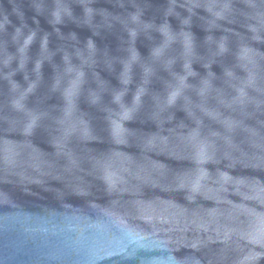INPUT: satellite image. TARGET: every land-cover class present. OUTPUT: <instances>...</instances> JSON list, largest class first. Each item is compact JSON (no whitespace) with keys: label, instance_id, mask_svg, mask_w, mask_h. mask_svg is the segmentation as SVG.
<instances>
[{"label":"water","instance_id":"water-1","mask_svg":"<svg viewBox=\"0 0 264 264\" xmlns=\"http://www.w3.org/2000/svg\"><path fill=\"white\" fill-rule=\"evenodd\" d=\"M0 264H264V0H0Z\"/></svg>","mask_w":264,"mask_h":264}]
</instances>
